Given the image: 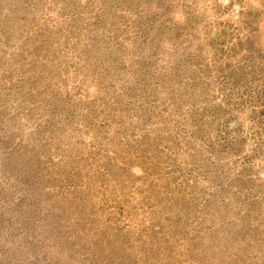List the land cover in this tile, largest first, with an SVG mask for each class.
<instances>
[{"label":"rangeland","instance_id":"obj_1","mask_svg":"<svg viewBox=\"0 0 264 264\" xmlns=\"http://www.w3.org/2000/svg\"><path fill=\"white\" fill-rule=\"evenodd\" d=\"M0 264H264V0H0Z\"/></svg>","mask_w":264,"mask_h":264}]
</instances>
